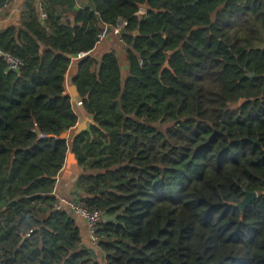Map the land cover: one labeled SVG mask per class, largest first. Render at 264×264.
Segmentation results:
<instances>
[{"label":"trees","instance_id":"16d2710c","mask_svg":"<svg viewBox=\"0 0 264 264\" xmlns=\"http://www.w3.org/2000/svg\"><path fill=\"white\" fill-rule=\"evenodd\" d=\"M76 1L41 0V24L26 0L0 31L20 62L0 55V264H264V0ZM119 19L127 74L113 50L80 61L72 84L98 128L75 135L67 55ZM69 151L76 200L103 214L96 245L56 209Z\"/></svg>","mask_w":264,"mask_h":264},{"label":"crops","instance_id":"0c3cea01","mask_svg":"<svg viewBox=\"0 0 264 264\" xmlns=\"http://www.w3.org/2000/svg\"><path fill=\"white\" fill-rule=\"evenodd\" d=\"M25 1L26 0H8V4L5 6V8L0 10V31L6 29L7 27H18L20 25L21 17L25 12ZM87 3L88 0H77L76 8ZM35 8L39 13L40 21H43L45 19V13L42 9L41 0H36ZM109 50L115 51L122 70V75L123 77H125L127 74L128 64L125 59V46L120 36L114 35L113 33H111V31L105 32L103 37L97 43L96 47L87 54L92 56L96 62H99L101 56ZM65 78H67V73ZM65 85V93L70 96L71 103L74 106V111L78 117L77 124H83V132L86 131L90 133L92 127L91 122H94L92 115L86 113L85 110L81 107L80 98L77 94L72 101L70 88L66 82ZM67 134H70V132H67ZM67 169L69 170V173L65 174V171ZM80 171L81 169L77 166V163H71L70 168H67L66 164L63 166L60 173L55 178L56 184L52 192L57 199L66 197L68 199L77 201L76 199L79 198L80 195V189L77 187V178ZM74 216L76 219V223L79 226L83 241L86 243H90L88 227L85 220L78 215Z\"/></svg>","mask_w":264,"mask_h":264},{"label":"built area","instance_id":"2783aa9c","mask_svg":"<svg viewBox=\"0 0 264 264\" xmlns=\"http://www.w3.org/2000/svg\"><path fill=\"white\" fill-rule=\"evenodd\" d=\"M43 18H44V15H43ZM125 26H126V21H124L123 19H119L117 20L115 26H113L110 31L114 35L120 36L122 31H124L123 29ZM105 31H106V28H105ZM105 31L99 34L100 39L103 37ZM82 54H79V56ZM0 55L3 57L8 71H17L19 69L20 62L17 59L1 51H0ZM62 207L67 208L72 214L78 215L85 220L87 227H88L90 243L92 245H96L97 240H98L96 230H97L99 222L103 218L102 212L96 208L90 210L86 208L84 205H82L81 203H79V201H74L66 197H61L58 199V202L56 204V209H60Z\"/></svg>","mask_w":264,"mask_h":264},{"label":"water","instance_id":"95a60500","mask_svg":"<svg viewBox=\"0 0 264 264\" xmlns=\"http://www.w3.org/2000/svg\"><path fill=\"white\" fill-rule=\"evenodd\" d=\"M198 0H194L193 4L195 2H197ZM148 2V0H147ZM146 2V3H147ZM140 10L142 11H148V6L145 4V5H141L140 6ZM41 24L43 23V21L41 20L40 21ZM196 27H193L192 30H195ZM138 32H135L134 35H136ZM124 32L122 31L121 35H123ZM190 32L187 33V37L189 36ZM176 51V50H175ZM88 54H82V56H79L77 58H71L70 55H67L68 58H70L71 60V64L67 70V78H66V83L67 85L69 86L70 88V94H71V99L72 101L74 100V97L76 96L77 94V91L75 89V86L72 84V77L76 75L77 73V67H78V64L80 63V61L82 59H84ZM163 68H169L168 66V63L166 62L163 66ZM248 77H253V73H250V74H247ZM91 126H94L96 128H98V125L95 123V122H91ZM75 130H74V133L75 135H78L80 133L83 132V124H76L75 126ZM71 163H77L76 159L74 158V154L72 152H68L67 153V158H66V166L67 168H70V165ZM69 173V170L67 169L65 171V174H68ZM257 197V194L255 192H246L245 193V197L237 204V206L239 207V209L241 211L244 210V208L253 200Z\"/></svg>","mask_w":264,"mask_h":264}]
</instances>
